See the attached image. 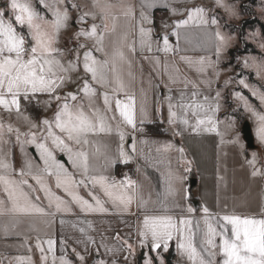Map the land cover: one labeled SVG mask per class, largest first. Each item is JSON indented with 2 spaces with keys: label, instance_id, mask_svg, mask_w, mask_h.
<instances>
[{
  "label": "snow or ice",
  "instance_id": "snow-or-ice-1",
  "mask_svg": "<svg viewBox=\"0 0 264 264\" xmlns=\"http://www.w3.org/2000/svg\"><path fill=\"white\" fill-rule=\"evenodd\" d=\"M38 3L39 9L34 0L0 3V115L6 114L9 120L14 117L17 122L14 125L0 120V196L3 197L0 217H12L13 228L20 223V217L54 218L72 213L73 205L85 214L114 210L137 215L131 212L133 204L138 210L144 209L146 202L140 197L141 186L137 181L127 174L122 180L106 174L116 163L127 165L137 157L147 159L143 150L138 152L137 143L148 141H138V136L145 134L146 123L155 122L149 112L148 91L159 84H154L150 75L148 88L141 87L143 99L137 107L136 94L132 91L136 80L132 67L137 57L151 64L152 72L167 89L163 97L167 105L166 123L174 138L184 133H214L220 144L237 147L243 154L244 145L235 118H218L223 107L221 90L217 89L215 96L209 94L222 73L234 71L231 65L221 68V63L239 36L257 44L264 52V31H249L245 36L239 31V24L237 31L231 28L230 22L241 20L238 10L241 0H212L210 8L188 6L186 0L183 11L172 0H90V3L38 0ZM157 7L166 8L171 16L180 18L162 24L163 33L154 41L151 12ZM244 11L247 12V6ZM256 14L264 20V0L257 6ZM261 27L264 29V25ZM191 29L200 34L199 46L210 53L196 60L180 56L189 70L195 71V79L183 75L180 67L167 59L168 54L179 52L182 32L186 34ZM170 36L177 39L175 48L169 42ZM64 39L71 46L60 47ZM158 53L163 54V62ZM237 63L264 80V56L237 57ZM125 67L127 81L123 77ZM232 82L233 77L228 76L225 87ZM238 84L248 90L251 99L240 91L232 96L239 102L237 108L242 105L254 122L255 139L264 148V89L254 87L244 78ZM72 85L75 90H70ZM174 87L176 95H173ZM33 102L52 115L40 118L27 114L26 107ZM163 106L157 99L154 111L162 124ZM220 125H224L225 131H220ZM13 133L22 153L25 145L35 148L38 162L25 153L19 170L13 167L12 149L5 147L12 143ZM113 137L118 140L114 154L107 142ZM129 138L131 143H126ZM172 151L178 153V167L173 169L168 159L166 174L162 173L167 185L165 199L179 193L187 201L189 194L184 182L188 179L186 174L192 171V161L186 159L183 147L170 142L156 147L157 154ZM245 163L253 179H264V163H260L257 152L250 159L245 156ZM53 185L57 191H53ZM81 188L90 199L80 194ZM108 204L111 209L106 207ZM172 208H181L189 215L197 211L191 205L182 208L175 200L171 204L162 201L160 214L145 212L138 221L135 242L117 236L121 246L106 248V252L114 256L126 251L123 258L129 262L139 247L147 249L143 264H166L163 253L169 252L170 242L175 240L177 255L187 264H264V201L254 213L220 209L219 203L220 210L213 212L202 205L195 224L191 218L170 214ZM43 222L51 225L52 219ZM8 231L9 226L5 225V234ZM60 243L63 251L65 242ZM25 245L31 253L33 249L27 238ZM55 245L50 236L41 239L37 235L35 249L40 253V264H49V258L50 264H73L64 254L57 257ZM73 253L81 264H86L84 255L75 248ZM9 264H33L32 256H16ZM96 264H118V261L101 259Z\"/></svg>",
  "mask_w": 264,
  "mask_h": 264
},
{
  "label": "crops",
  "instance_id": "crops-1",
  "mask_svg": "<svg viewBox=\"0 0 264 264\" xmlns=\"http://www.w3.org/2000/svg\"><path fill=\"white\" fill-rule=\"evenodd\" d=\"M90 0H78V3H85ZM115 2V0H114ZM138 2V0H135ZM175 6L181 8L186 0H172ZM187 5L192 6H205L211 7L212 0H187ZM240 5V4H239ZM211 15V13H209ZM243 14V13H242ZM154 19V32L153 40H157L161 37L162 32L157 31V27L162 24H171L174 19L180 17H173L169 14V11L163 7L154 8L151 12ZM222 15V13H221ZM244 18V14L242 16ZM241 18V19H242ZM240 21V20H239ZM232 21L230 23L239 22ZM73 28L77 27L75 24V13H73ZM170 32V29H169ZM186 37V38H185ZM131 37L129 42H131ZM200 34L195 29L189 30L186 34L182 32L179 40V52L175 54H168L167 59L169 62H175L180 67L183 75L188 76L191 79L196 78L194 70H189L185 62L180 60V56L190 57L192 60H196L201 55H210L199 46ZM170 44L173 48L177 45V39L174 36H170ZM238 43V38L234 42L233 46ZM71 46L67 40L64 39L60 47ZM230 47L225 54V59L228 57ZM155 47V44H154ZM100 57V54H96ZM163 62V54L158 53ZM214 58V57H213ZM225 59L221 63V68H224ZM152 66L147 61L140 60L139 57L133 62L132 71L136 76V80L132 86V91L135 92L137 98V107L143 99L141 95V87L148 88L147 81L151 75L154 84H159L158 88L151 89L148 91V107L151 118L155 121L154 123H146L144 125L146 132L142 136H138L140 139L147 140V144L137 143V150H143L144 156L137 157L131 163L125 165L116 163L112 166L108 173L110 178L114 177L116 180L124 179L125 174L141 186L140 197L146 202L144 209L138 210L136 204L132 205L131 212L137 213V215H131L129 213L119 214L114 210L109 213H80L79 209L73 205V212L67 214H58L54 218H40V217H20V223L16 224L13 228L12 217H0V261L3 264H9V261L16 256H28L34 257L35 262H40V253L35 249V242L37 235L41 239L51 237L56 241L55 252L57 257L61 254L72 257L78 260L73 253V248L85 256L86 262L97 261L104 259L110 261L115 258L118 264H138V256H141L140 264H143L145 259L144 253L147 249H140L137 247L134 257H129V262L124 260V256L127 255L126 251L117 252L113 256L106 252V248H119L121 241L117 240L119 236L121 240L128 239L131 242H135L136 227L138 221L143 219V214H160L161 202L171 204L173 200L179 203L182 208H187L191 205L197 211L191 215L186 212H182L181 208H172L170 214L180 216L183 215L186 218H191L194 221L201 215L199 209L202 205H206L213 212L223 208H227L228 211L235 209L237 212L243 213H254L258 211L259 205L264 201V179L255 178L253 179L250 175L251 169L245 163V156L251 158L252 153L255 151L258 154L260 163H264V148H262L255 139V134L252 132L254 148L246 147L245 141L242 137L241 126L244 120H248L246 112L232 111L225 105V98L223 97L221 89V78L216 80L213 85L211 96H215L217 89L221 90V104L223 105L221 111L218 113L219 119H224L226 116H232L236 120V129L240 133L241 141L244 145L243 154L237 147H233L230 144H220V138L214 133H203L200 135L184 133L182 137H173L171 132L168 130L169 126L166 123L167 117V105L163 101L164 95L167 94V89L164 87V83L161 79L156 77V74L152 72ZM127 68L123 72L125 81L128 80ZM166 79V77H164ZM144 81L143 85L141 81ZM70 90H75V85L71 86ZM207 92L208 90L205 89ZM173 95H176L175 87ZM124 97L121 96V99ZM159 99L163 104L162 115L164 117V123L160 122L157 118L154 108L156 101ZM102 103V102H101ZM31 107L37 109L36 114L29 111L28 105L26 107L27 114L33 117L43 118L44 116H51L52 112H44L42 107H39L33 102L30 104ZM243 116V120L239 119V116ZM0 120L5 123L11 122L16 125V120L13 117L9 120L6 114L0 115ZM249 121V120H248ZM22 130H27L21 125ZM220 131H225L224 125H220ZM12 135H15L14 133ZM229 137L226 135L225 140ZM104 141H102L103 143ZM111 147V153H115L116 143L118 140L113 137L107 141ZM172 143L176 147H183L185 152L184 155L187 160L192 161V171L187 173L188 179L184 182V187L188 190L189 199L185 201L182 194H177L174 198L169 196L165 199L167 185L164 182L162 173L166 174L168 166V159H171V165L173 169L178 167L176 158L178 153L172 151L170 153L157 154L156 147L164 143ZM126 143H131L130 138ZM6 148L11 147L12 151V164L16 170L22 166L25 159V153L15 151V141H12V145L5 146ZM34 148V147H33ZM26 149V148H25ZM35 150V148H34ZM15 151V153H13ZM59 155V154H58ZM66 160V158H65ZM36 161H39V157L36 156ZM159 161H163L162 163ZM63 162V161H62ZM103 163V161H101ZM70 167V166H69ZM139 167V171L137 168ZM183 171V168H180ZM34 183V181H30ZM53 191H57L53 185ZM59 195H63L61 192H57ZM80 194L86 199H90L87 196L86 191L81 188ZM43 196V193H41ZM102 196V193H101ZM0 198H3L0 196ZM46 203V202H45ZM217 203L220 205V209L217 208ZM111 209V205H106ZM44 219H52L51 225L43 222ZM63 220V223H61ZM9 226L7 234L4 232V226ZM83 229V231H81ZM32 246V252L29 253L25 240ZM61 241H64L63 251ZM24 245V246H22ZM45 249L47 245H44ZM87 247V251L85 250ZM170 248L173 250L174 257L172 258V264H187L186 260H182L177 255L176 241L170 242ZM170 251V249H169ZM167 253H163L166 261ZM51 258H49L50 263Z\"/></svg>",
  "mask_w": 264,
  "mask_h": 264
},
{
  "label": "rangeland",
  "instance_id": "rangeland-1",
  "mask_svg": "<svg viewBox=\"0 0 264 264\" xmlns=\"http://www.w3.org/2000/svg\"><path fill=\"white\" fill-rule=\"evenodd\" d=\"M244 1L245 0H241V3L244 2ZM34 2L36 3V7L39 9L40 6H39V3H38V0H34ZM77 2H78V0H77ZM260 2H261V0H256V2L251 6V8L253 10L254 15L260 21H262L264 23V20H261L259 18L258 14H256V8H257V6L259 5ZM238 10L240 11L241 18L243 16V14H244V18L248 17V15L246 13L241 11L240 5H238ZM239 22L230 23L231 24V28H232L233 31H237L236 25L239 24ZM256 30H261V28L257 24H254V25H251V26H247L245 28V30H244V35L246 36L249 31H256ZM157 31H160V32L163 31L161 25H159L157 27ZM245 41L250 43L259 53H251L249 50H247V52L243 53V54L237 53L235 55H231L230 53H228V57H226V59H225L224 68H227L229 65H231L234 68V71L227 72V73H222V75H221V84L220 85H221L223 97L225 98V102H226L225 105L227 106V108L229 110L237 111V112H244V111H243V106L242 105L239 108H237V104L239 102L234 100V98L232 96L233 92L240 91L243 95H245V96H247V97H249L251 99V94L248 92V90L244 89L241 85L238 84V80L239 79L244 78V79L247 80L248 83H250L254 87H257V88H260V89H264V80L258 79L256 77V74H255L254 71L249 70V69H243L237 63V57L255 56L257 58H260L261 56H264V52H261V50L259 49L257 44L251 42L250 40H245ZM236 45H239V41H238V43ZM228 76H232L233 77V82L225 87L224 80L227 79ZM256 103L258 104V102H256ZM246 114L248 115L247 119L249 120V123H250L251 132H254V128H255L254 122L252 121V119L249 118V114L248 113H246ZM23 131H27V130H23ZM10 139H11V142L15 141V135H12L10 137ZM22 139H23V137H22ZM10 145H12V143ZM25 148H26L25 149V153H27L29 156H31L32 159L36 160L35 150H34L33 146L25 145ZM15 151L17 153H19V146H17L16 143H15ZM15 151L13 153H15ZM66 258H68L71 261H73V264H81V262L79 260H76V259H74L72 257L66 256ZM32 260H33V264H40V262H35L34 261V257H32ZM86 264H94V261L86 262Z\"/></svg>",
  "mask_w": 264,
  "mask_h": 264
},
{
  "label": "trees",
  "instance_id": "trees-1",
  "mask_svg": "<svg viewBox=\"0 0 264 264\" xmlns=\"http://www.w3.org/2000/svg\"><path fill=\"white\" fill-rule=\"evenodd\" d=\"M256 2V0H245L244 2L240 3V9L242 12L246 13L248 15V17L242 18L239 22V25L241 26V28L239 29V31L243 32L244 35V30L247 26H251L254 24H257L262 31H264V29H262V25H264V23L262 21H260L253 13V10L251 8V6ZM0 3H2V0H0ZM247 6V12L244 11L245 7ZM235 27V26H234ZM238 41H239V45L234 46L233 48H231L229 50V53L231 55H235L237 53L243 54L246 53L247 50H249L251 53H259L250 43L246 42L243 39V36H239L238 37ZM28 109L30 112H32L33 114H36V110L35 108L31 107L30 105H28ZM240 120H243V116L238 115ZM174 257L173 255V250L172 248H170V251L168 252V254L166 255V264H172V258ZM141 261V256H138V264H140Z\"/></svg>",
  "mask_w": 264,
  "mask_h": 264
},
{
  "label": "water",
  "instance_id": "water-1",
  "mask_svg": "<svg viewBox=\"0 0 264 264\" xmlns=\"http://www.w3.org/2000/svg\"><path fill=\"white\" fill-rule=\"evenodd\" d=\"M241 132L243 140L245 141L246 147L254 148L253 136L251 132L250 123L248 120H244L241 126Z\"/></svg>",
  "mask_w": 264,
  "mask_h": 264
}]
</instances>
